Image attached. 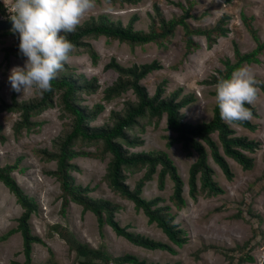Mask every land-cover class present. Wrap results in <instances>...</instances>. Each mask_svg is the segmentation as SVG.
Here are the masks:
<instances>
[{
	"label": "rangeland",
	"instance_id": "obj_1",
	"mask_svg": "<svg viewBox=\"0 0 264 264\" xmlns=\"http://www.w3.org/2000/svg\"><path fill=\"white\" fill-rule=\"evenodd\" d=\"M195 1L192 13L198 19H188L195 27H209L213 25L221 14L230 15L228 27L229 33L225 37H219L217 42L208 47L203 36H195L199 43L198 49L186 52L185 42L181 35V27L176 29L174 37L166 48H160L154 43L142 46L130 47L117 40H109L104 36L91 38L88 41L99 55L96 64L92 63L86 52L70 54L67 64L74 68L76 73L84 74L86 77H96L99 88L90 95L82 94L83 104L91 106L95 102L102 101V90L110 85L117 77V73L106 69L105 64L111 58H115L120 64L129 66L131 63H145L157 60L162 68L148 74L141 80L150 95L154 93L155 87L163 78L167 79L166 94L178 87H182L183 93H193L196 101L181 109L188 122L195 123L209 120L212 116V107L215 104L214 96L210 92L215 86L202 84L201 81L222 69L221 60L229 57L233 60V41L241 51H251L255 42L246 29L240 14L243 12L248 17H253L252 24L257 29L258 35L264 41V0H231L228 3L221 0H193ZM4 3L7 0H0ZM185 0H140L135 4L118 2L96 1V7L88 13L81 23L91 16L104 13L112 19H119L126 24L133 15L138 19L134 22L135 29L146 30L149 24L148 14L152 13V5L156 3L166 18L174 14H180L181 10L174 3ZM7 4V3H6ZM3 31H0L2 33ZM11 39L0 42V99L10 101L12 89L8 82L10 69L14 66H23L25 57L10 56L9 60H3L4 46L10 45ZM259 63L242 64L250 67L257 77L264 81V52L259 56ZM16 93L18 101L26 100L35 96V92ZM126 99H135L131 90L121 96L109 101H103L105 108L99 116L90 122L92 126H100L109 116L110 110H119ZM255 106L257 117L250 120L258 124L256 131L251 132L238 124H231L237 133L249 138L259 140L261 147L253 156L255 164L251 170L243 171L239 163L231 157H226L229 166L234 173L232 180H227L218 164L209 156L210 165L214 169L213 178L221 185L225 192L211 197L198 196L193 201L188 196V167L194 162L197 154L187 157L179 143L171 147L166 146L165 134L172 132L164 129L165 118L162 117L158 127L147 125L142 133H139L143 144L132 148V151H150L155 149L166 150L173 158L177 171L181 176L183 195L186 199V207L177 211L174 222L185 229L188 241L178 248L177 254H171L165 250H149L132 244L125 238L117 236L109 225L102 227L100 235L97 221L90 211L82 214L81 206L71 203L62 214L60 212V190L58 182L47 171L54 169V162H44L37 156L33 149L50 148L52 140L62 131L63 120L59 117L60 111L57 106L44 110L32 120L41 122L38 131L21 130L16 137L12 125L18 119V113L0 111L1 133L6 137L0 142V167L6 163H14L19 157L18 167L11 175L17 181L23 191L33 197L37 203L36 213L30 217L32 232L39 235L53 251L55 264H78L75 262L74 252H69L65 242L57 234L48 237L49 225L60 222L70 227L75 236L82 242L92 247L104 242L109 252L114 255L126 253L136 255L140 259L165 263L178 261L179 264H237L239 253L235 250V258L229 263L228 259L220 249H203V245H216L218 247L232 248L235 245H243L248 242L247 255L252 256L251 262L241 264H264V177L261 178L264 167V93L258 91ZM214 137L216 135L214 134ZM79 147V146H78ZM76 146V148H78ZM93 150V146L84 147ZM108 157L102 160L76 157L73 162L77 168L71 171L75 182L88 185L93 188L90 195L95 198H105L121 204L122 209L116 214V219L121 225L129 226V229L154 239L168 241L167 236L155 224H148L146 216L141 211H136L133 202L121 198L113 192L102 180ZM143 173V170L127 176L126 183L133 187ZM173 188L172 179L167 176L165 187L160 190L157 187L156 175L146 182L143 187L142 196L149 199L155 196L165 198V203H170L168 196ZM175 211L176 209L173 208ZM238 210H241L239 213ZM22 212L15 196L8 188L0 182V236L16 227V219ZM240 215H237V214ZM50 257L44 245L34 243L32 246V260L35 263L46 262ZM24 256L22 253V237L19 232L11 234L6 240L0 242V264H22Z\"/></svg>",
	"mask_w": 264,
	"mask_h": 264
},
{
	"label": "trees",
	"instance_id": "obj_2",
	"mask_svg": "<svg viewBox=\"0 0 264 264\" xmlns=\"http://www.w3.org/2000/svg\"><path fill=\"white\" fill-rule=\"evenodd\" d=\"M99 2V0H96ZM106 1V0H105ZM140 0H107V2H118L119 4H135ZM228 3L231 0H221ZM193 0H185L184 4L175 2L180 8V14H174L169 18L161 12L156 3L152 5V13L148 14L149 24L146 30L135 29L134 22L138 19L133 15L126 24L119 19H112L109 15L101 13L84 20L72 33H65L67 38L75 45V50L70 54L86 52L92 63L96 64L98 53L92 47L89 39L104 36L109 40H117L125 43L131 48L154 43L160 48H166L174 37L176 29L183 30L181 38L185 42L186 52L190 53L200 47L194 39L195 36H203L207 46L212 47L219 37L228 35L230 29L228 23L230 15L223 13L216 22L209 27H195L190 24V19H198L192 10L195 5ZM6 7L0 3V17L5 13ZM241 20L247 31L255 42V47L248 52L241 51L238 44L233 41V60L225 57L221 60L222 69L201 81L202 84L215 86L220 78H227L231 73L242 66V64L259 63V56L264 52V41L258 35L253 26V17H248L241 12ZM63 34V33H62ZM11 39V44L4 46L3 60L7 62L10 56L21 57L18 49V34L14 35L9 30L0 33V42ZM106 69L117 73L116 79L102 90V101L95 102L91 106L82 102V94L90 95L97 91L99 84L96 77H86L84 74L76 73L74 68L67 63L57 78L52 82V90L42 96L35 93L34 97L18 101L15 91H12L10 101L0 99V111L18 113V119L12 125L13 133L17 137L22 129L38 131L41 122L32 120L44 110L57 106L59 117L63 120L62 131L52 140L50 148H35L33 152L44 162H54L55 167L47 171L58 182L60 193V212L64 214L71 203L81 206L82 214L92 212L96 218L100 235L102 227L109 225L117 236H121L135 244L149 250H165L171 254H177L178 248L183 247L188 236L174 218L177 211L184 209L187 205L183 195L184 182L177 171V167L170 154L163 149L150 151H132V148L143 144L139 133L145 130L147 125L158 127L162 117L165 118L164 129L172 132L165 134L166 146L171 147L179 143L187 157L194 153L197 157L188 167V196L196 201L198 196L211 197L225 192L224 188L213 178L214 169L210 165L209 156L218 164L227 180H232L234 173L229 166L227 156L236 160L243 171L251 170L255 164L253 154L260 149L261 142L237 133L236 129L223 121L219 116V110L214 104L212 116L209 120L195 123L186 121L181 109L196 101L193 93H183L182 87H178L166 94L167 79L163 78L155 87L154 93L149 94L141 80L153 71L162 68L157 60L145 63H131L129 66L120 64L115 58H111ZM257 85L258 91L264 93V81ZM131 90L135 99H126L119 110H110L108 119L100 126H92L90 122L95 120L105 108L103 101L109 102L123 93ZM215 97V87L210 92ZM258 94V93H257ZM252 112V117H257L255 106L246 104ZM243 128L254 132L258 128L257 123L251 120L235 122ZM0 142L6 137L1 133ZM214 134L216 137H214ZM93 150L84 147L93 146ZM76 146L78 148H76ZM76 157H88L102 160L108 157L105 173L102 180L106 185L121 198L133 202L136 211H141L147 219L148 224H155L167 236L168 241H162L137 233L129 229V226L121 225L116 219V214L122 209L118 202L105 198H95L90 195L93 188L75 182L71 171L77 166L72 161ZM18 157L14 163H6L0 167V182L15 196L22 212L16 219V227L0 236V242L6 240L11 234L19 232L22 237V253L24 261L22 264H55L53 251L45 241L34 234L30 225L32 213H36L38 207L35 199L27 195L11 175L18 167ZM143 170L142 175L135 180L133 187L126 183L127 176ZM156 175L158 189L165 187V179L169 176L173 181L171 194L168 196L170 203H165V198L155 196L145 198L142 196L143 187L146 182ZM264 177V167L261 178ZM175 208L176 211L173 209ZM239 213L241 210H238ZM237 215H240V214ZM47 236L54 234L62 239L67 245L69 252H74L75 262L78 264H179L173 262H153L140 259L133 254L112 255L107 245L101 242L92 247L80 241L66 224L56 222L50 224ZM34 243L44 245L50 255L46 262L35 263L32 260V246ZM248 242L243 245H235L232 248L218 247L216 245H203V249H220L229 263L235 258L233 252L239 253L237 264L251 262L252 256L247 255Z\"/></svg>",
	"mask_w": 264,
	"mask_h": 264
},
{
	"label": "clouds",
	"instance_id": "obj_3",
	"mask_svg": "<svg viewBox=\"0 0 264 264\" xmlns=\"http://www.w3.org/2000/svg\"><path fill=\"white\" fill-rule=\"evenodd\" d=\"M95 7L96 0H7L9 31L18 34L19 53L26 58L22 67L10 69L7 79L11 89L41 96L50 92L75 50L65 33L74 32ZM259 83L247 66L220 78L214 97L220 118L230 125L250 120L252 112L245 105L256 100Z\"/></svg>",
	"mask_w": 264,
	"mask_h": 264
},
{
	"label": "water",
	"instance_id": "obj_4",
	"mask_svg": "<svg viewBox=\"0 0 264 264\" xmlns=\"http://www.w3.org/2000/svg\"><path fill=\"white\" fill-rule=\"evenodd\" d=\"M11 21L9 19H1L0 18V31L10 30Z\"/></svg>",
	"mask_w": 264,
	"mask_h": 264
},
{
	"label": "built area",
	"instance_id": "obj_5",
	"mask_svg": "<svg viewBox=\"0 0 264 264\" xmlns=\"http://www.w3.org/2000/svg\"><path fill=\"white\" fill-rule=\"evenodd\" d=\"M8 11H7V4H6V10H5V13L0 17L1 19H8Z\"/></svg>",
	"mask_w": 264,
	"mask_h": 264
},
{
	"label": "crops",
	"instance_id": "obj_6",
	"mask_svg": "<svg viewBox=\"0 0 264 264\" xmlns=\"http://www.w3.org/2000/svg\"><path fill=\"white\" fill-rule=\"evenodd\" d=\"M0 3H2V2H0ZM6 3H7V2H5V4H4V3H2V4L6 7Z\"/></svg>",
	"mask_w": 264,
	"mask_h": 264
}]
</instances>
